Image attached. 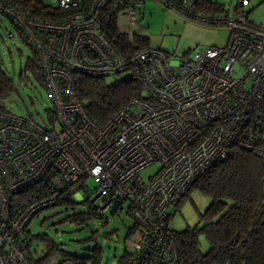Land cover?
Returning a JSON list of instances; mask_svg holds the SVG:
<instances>
[{"label":"built area","instance_id":"2783aa9c","mask_svg":"<svg viewBox=\"0 0 264 264\" xmlns=\"http://www.w3.org/2000/svg\"><path fill=\"white\" fill-rule=\"evenodd\" d=\"M52 1L65 12L59 21L32 20L0 0V14L36 52L52 104L47 123L0 110V264H33L27 223L88 177L98 185L80 201L101 216L128 204L143 231L131 264H180L170 210L233 148L264 158V26L248 20L247 0L211 18L193 12L197 0H156L183 21L226 29L227 43L182 57L144 48L128 59L107 37L102 17L122 11L134 24L140 2L122 10L125 0ZM127 71L142 97L96 124L73 75ZM156 163L157 174L143 181L141 171ZM33 188L45 195L33 201Z\"/></svg>","mask_w":264,"mask_h":264},{"label":"trees","instance_id":"16d2710c","mask_svg":"<svg viewBox=\"0 0 264 264\" xmlns=\"http://www.w3.org/2000/svg\"><path fill=\"white\" fill-rule=\"evenodd\" d=\"M2 1L5 5L16 10L25 11L27 17L32 20L59 21L65 15V12L45 4L43 0ZM135 1L141 3L140 9L137 11L138 14L146 0H125L122 10ZM162 7L168 10L164 6ZM237 9L238 4L233 8V11ZM229 11L231 10L226 9L223 4L215 0H197L193 10L195 14L206 18L225 14ZM246 13L250 21L249 11ZM120 14L122 11L121 13L120 11L118 13L110 11L103 13V29L116 49L131 59L136 51L151 47L146 36L128 35L119 31L117 17ZM0 16L7 19L18 37L29 47L31 56L27 61L26 71L31 74L34 81L45 88L39 61L32 45L12 20L2 14ZM121 74H128L129 76L112 85L106 83V78L109 76L73 75L76 93L88 116L98 125H105L121 108L128 106L132 99L142 97L139 81L133 71ZM22 81H25V78L22 77ZM15 90L12 79L0 64V110L8 111L3 103ZM26 116L34 119L32 115ZM51 120L52 114L49 110L48 121ZM82 181L84 182V180H80L79 183ZM77 184L63 191L55 204L37 211L27 223L26 231L29 234V241L25 250L33 264H47L48 258L37 259L31 254L30 246L33 236L28 229L31 221L38 217L43 210L54 206L62 205L67 210H74L77 205L74 200ZM192 189H197L206 195L210 199V203L206 210L199 214L200 223L197 226L188 227L181 232H176L172 228L174 241L180 251V264H264V158L255 154L254 151L233 148L225 158L220 159L208 169L189 191ZM42 191V189L33 188L30 192V198L34 201L43 197L45 192L41 195ZM81 203L87 206V210L69 215L68 218L71 222L82 225L90 218L105 219L107 216L96 213L87 202L82 201ZM123 206L120 203L110 214L113 215L122 211ZM128 214L131 216L130 207H128ZM138 230L140 234L136 243L139 242L143 231L135 221L133 226L127 229L126 237L132 236ZM200 236H204L207 240L209 248L206 252L200 250ZM42 240L44 239L42 238ZM48 246L52 247L51 244ZM92 252L85 257L63 251L60 254L70 264H100V252L96 249ZM133 253L134 249L132 252L124 250L116 264H131Z\"/></svg>","mask_w":264,"mask_h":264},{"label":"rangeland","instance_id":"374dc122","mask_svg":"<svg viewBox=\"0 0 264 264\" xmlns=\"http://www.w3.org/2000/svg\"><path fill=\"white\" fill-rule=\"evenodd\" d=\"M53 7L52 0H43ZM226 9L233 10L239 0H215ZM249 11V19L255 24H264V0H247L242 6ZM140 13V14H139ZM120 32L128 35L140 34L149 39L153 49L161 50L170 57L194 55L207 46L224 47L229 32L224 28H209L191 22H184L157 3L146 0L136 16L134 24L120 14L117 17ZM31 56L29 47L18 37L7 19L0 16V64L2 69L12 79L16 90L3 103L11 113L19 116L32 115L39 123H47L48 111L52 109L49 93L41 87L31 74L26 71V64ZM236 72L238 70L236 69ZM128 74L109 76V85L128 78ZM22 77L25 81H22ZM158 163L141 171L143 181L155 176L159 171ZM84 185V187H83ZM97 181L88 177L78 183L74 200L77 203L74 210H67L59 205L43 210L35 217L28 229L33 236L31 254L34 258H48L47 264H70L65 261L61 251L85 257L93 250L100 252V264H116L124 250L132 252L139 238V230L126 237L127 229L133 226V219L128 214V204L117 214H108L105 219H88L82 225L71 222L69 215L84 212L87 206L79 201L93 194ZM210 199L199 190L192 189L181 200L177 208L171 209L170 224L174 231L181 232L193 228L200 223L199 214L203 213ZM44 240H42V238ZM200 250L206 252L208 243L204 236L199 237ZM51 244L52 247L48 245ZM54 246V247H53Z\"/></svg>","mask_w":264,"mask_h":264},{"label":"crops","instance_id":"0c3cea01","mask_svg":"<svg viewBox=\"0 0 264 264\" xmlns=\"http://www.w3.org/2000/svg\"><path fill=\"white\" fill-rule=\"evenodd\" d=\"M251 21V20H250ZM252 22V21H251ZM253 23V22H252ZM253 24H255V23H253ZM255 25H258V26H264V24H255Z\"/></svg>","mask_w":264,"mask_h":264},{"label":"clouds","instance_id":"9594fccd","mask_svg":"<svg viewBox=\"0 0 264 264\" xmlns=\"http://www.w3.org/2000/svg\"><path fill=\"white\" fill-rule=\"evenodd\" d=\"M80 201V200H79ZM80 202H82V201H80Z\"/></svg>","mask_w":264,"mask_h":264}]
</instances>
